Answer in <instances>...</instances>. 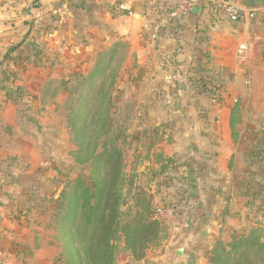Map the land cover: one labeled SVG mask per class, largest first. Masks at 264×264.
<instances>
[{"label":"rangeland","instance_id":"374dc122","mask_svg":"<svg viewBox=\"0 0 264 264\" xmlns=\"http://www.w3.org/2000/svg\"><path fill=\"white\" fill-rule=\"evenodd\" d=\"M242 21L245 19L242 18L235 24ZM202 28L206 26L203 25ZM206 29L203 30L201 38L211 43L215 40L212 35L215 36L216 31L210 32V28ZM196 48L191 49L186 54L187 59L184 60L193 66L191 68L193 71L196 70L194 67L197 65L190 63L194 62ZM208 52L212 53V51ZM109 53L110 50L98 49L89 65L84 67L78 65L67 77L58 75L57 78H53L55 81L52 84L48 85L47 81L44 82L40 87L39 98L33 96L23 102V98H20L23 96L22 93L11 94L13 99L10 100L16 106L23 102L30 108V111L25 113L29 116V120L26 117L24 121L30 123L25 134L27 133L31 144L28 158L15 159L9 175L24 172L18 173L22 178H19L21 182L13 196L18 205L17 211L23 220L19 228L23 230L21 245L24 246V250L19 254L13 253V264H78V253L81 250L80 253L84 256L85 251L83 248L80 249L77 243L72 244L71 230L73 229L74 234L77 230L75 227L71 229L70 224L64 219L76 196L77 180L91 184V179L95 175L93 159L96 154L108 148L110 150L116 148L122 153L123 170L128 179L134 177L138 185L143 184L150 189L149 193L154 196L152 201L154 217L160 221L159 241L145 249V255L141 260L134 259L133 252L124 242V236L116 239L115 264H163L160 257L166 252L164 242L175 233L177 226L179 229L183 228H181L182 223H185L188 217L191 218L196 210L195 207L198 206L196 204L183 209L180 202L184 200L189 204L188 206L192 199L199 198L200 202H204L201 198L204 199L207 189L213 192L220 187H226L224 195L228 205L224 200L220 202L221 195L216 199L215 194L212 192L210 194L212 199L215 197L218 205L217 208L213 206L215 216L219 220L228 217L226 228L215 230L210 239L202 232L194 238L192 242L195 243L187 246L188 252H191L187 257V263L213 264L211 257L217 242L229 244L235 236H247L246 244L250 245L248 252L242 254L241 250L237 251L227 246L226 252H221L225 264H264V83L258 86L261 96L257 98L249 94L252 92L249 91L251 87H248L251 83L249 81L243 83L244 91L237 102L238 140L233 139L238 157L233 158L232 173L226 180V177H216L212 173L218 166L220 146L218 148L217 140L220 137L224 138L220 129L221 107L233 104L237 99V96L232 97L230 94L232 85L228 83L227 86L222 87L220 80L215 81L214 85L207 83L205 87H201L195 79L192 83L193 89L199 93V96L185 99L183 104L186 108L184 119L192 121L197 126L188 128L185 125L183 132L174 128L168 131V138H159L155 146L150 129L148 127L144 129L138 123L146 121L147 126H150L155 121L153 115L148 114L146 118V114L138 113L136 110V108L141 110V106L146 104L143 103L146 102L144 98L139 97L133 89L118 92L119 61L126 53V46H122L112 59L108 58ZM100 54L106 56L105 62H109L110 66L105 71H99L95 80L88 83L82 77L90 73L97 64ZM84 59L88 61L90 58L85 55ZM232 74L234 75V73L226 74V78L229 79ZM0 77L4 79L3 85H0L1 89L8 87L15 91L20 88L16 81L15 70L8 67L2 70ZM114 77L116 83L111 85ZM8 81L12 82L8 84ZM44 84V88L47 85L48 88L43 95ZM92 86H94L92 94L94 91L97 93L93 98H97L99 105H102L103 94H106L104 88H111V100L107 96L103 104L106 106L111 104L112 107L109 108V118L105 128L101 130V126L95 124L98 130L91 127L89 134L85 133L81 138L78 135L79 126L82 125L83 119L90 115L82 103L91 97V92L87 89ZM102 86V94H99ZM21 115L15 118L17 125L14 131L0 124V135L6 132L21 136L23 121ZM98 115L101 120V113ZM177 119L171 113L167 117V120ZM82 131L86 132V129ZM182 137L185 138L186 144L183 147ZM108 142L109 146L106 145ZM150 145L153 146L149 148ZM147 152H153L151 157L154 161L157 160L155 154L160 152L173 159H177L176 156L181 157L177 162H173L168 174L155 177L151 176L149 170L154 164L150 165V161L144 160ZM189 164L193 166L192 170H195L193 174L188 171ZM158 166V163H155L154 167L158 168ZM206 173L207 178L204 177ZM190 182L194 184L197 194L192 199H185L184 196L189 194ZM124 185L122 201L125 203L121 204L120 209L121 212L128 213L134 203L131 199L133 192L129 191L127 182ZM83 187V184L80 185V192ZM158 208L166 210L173 208L175 215L172 217L160 215L157 212ZM208 214L211 215V212ZM202 244L205 246H201ZM193 252L197 257H192Z\"/></svg>","mask_w":264,"mask_h":264},{"label":"crops","instance_id":"0c3cea01","mask_svg":"<svg viewBox=\"0 0 264 264\" xmlns=\"http://www.w3.org/2000/svg\"><path fill=\"white\" fill-rule=\"evenodd\" d=\"M115 3L116 0H0V75L9 67L16 71V81L20 85L15 91L8 87L0 88V124L14 131L17 125L15 118L19 114L23 118L21 136L6 132L0 135V259L3 264H13V253L19 254L24 250L21 245L23 230L19 228L23 220L13 198L21 182L19 178H22L18 173L24 172L9 175L15 159L24 160L30 155L31 144L25 134L30 123L24 121L26 117L29 120L25 113L30 108L23 102L33 96L39 98L44 82L58 75L67 77L78 65H89L98 49L122 43L128 54L123 62L118 92L133 89L144 98L146 102L143 103L146 104L141 106V110H136L146 114V118L148 114L153 115L155 121L150 126L146 121L138 123L144 129H150L155 146L159 138H168V131L174 128L183 132L185 125L188 128L197 126L184 119L186 108L183 104L185 99L199 94L193 89V66L184 61L188 57L186 54L197 46L194 62L190 64L210 61L218 67V72L223 73L222 87L228 83L232 85V97L237 96L238 100L244 91L243 83L247 81L251 83L248 86L252 91L250 96H261L258 86L264 83V7L257 11L254 19L235 24L223 13L215 12L200 2L183 18L166 24L163 27L165 33L151 41L142 33V12L146 10L154 20L161 18L165 14L161 7L173 4L174 0H140L139 10L132 15L117 10ZM203 25L210 28V32L216 31L215 36L212 35L215 40L211 43L201 38L206 29L202 28ZM240 44L246 45L242 53L238 52ZM85 55L89 56L88 61L84 59ZM165 61L166 65L162 66ZM228 73L234 75H229L228 79ZM2 81L4 79L0 77V85H3ZM14 92L23 95L20 105L16 106L10 100ZM232 105L221 107L220 129L224 138L217 140L218 148L220 146L218 166L212 173L216 177H226V180L232 173L233 158L238 157L229 124ZM170 113L178 119L167 120ZM184 145L185 138L182 137L181 146ZM180 157L176 156L177 159ZM204 177L207 178V173ZM218 189L223 192L216 193V199L221 195L220 202L225 201L226 187ZM205 192L204 199L201 198L204 202H200L199 198L190 200V206L184 200L180 202L183 209L198 206L191 218L182 223L183 228L177 226L175 233L164 242L166 252L160 257L163 264H188L187 257L191 252H188L187 246L195 243L192 242L194 238L202 232L210 239L215 230L226 228L228 217L219 220L215 216L213 206L218 207L216 199L211 198L210 190ZM225 204L228 205V200ZM210 212L211 215L208 214ZM193 253L192 257H197Z\"/></svg>","mask_w":264,"mask_h":264},{"label":"trees","instance_id":"16d2710c","mask_svg":"<svg viewBox=\"0 0 264 264\" xmlns=\"http://www.w3.org/2000/svg\"><path fill=\"white\" fill-rule=\"evenodd\" d=\"M242 2L248 8L264 7V0H242ZM213 11L218 12L216 10ZM122 46L124 47L125 45L117 43L113 47L107 48V50H110L108 58L112 59L116 56L118 50ZM127 54L128 50L126 49V53L119 61L120 68L117 75L118 87L120 84L119 81L123 62ZM103 55L104 54L99 55L97 59L98 62L96 61L97 64H95L90 73L82 77L86 82L89 83L95 80V76L99 71H105L107 67L110 66L109 62H105L106 56ZM194 68H196V70L192 71V73L194 74L196 82L201 87H205L207 83L214 85L215 81L224 79L222 76L223 73L218 72V67L214 66L210 61H200ZM54 81V79H49L47 84H52ZM115 83L116 78L114 77L111 85H115ZM45 84L43 86V95L47 92L48 88V85L44 88ZM110 89L111 88H104L106 94H103V101L107 96L109 100H111ZM87 90L91 92V97L82 104L87 108V113H90V115H87L83 119L82 125L79 126L80 131H78V135L81 138H83L85 133L86 135L89 134V128L91 127L98 130L95 124L100 125L101 130H103L109 118V108L112 107L111 104L106 106L103 104V101L102 105L97 104V98H93L97 93L94 91L92 94L94 86ZM101 91H103V86L100 88L99 94H102ZM237 102H239V100H236L231 106L229 118L231 135L235 141L238 140L236 128L239 123ZM105 107L108 108L106 109ZM100 113L101 120L98 115ZM83 129H86V132H83ZM97 134H99V132H97ZM108 144L109 142L106 143V145ZM152 146L153 145H150L149 148ZM155 157L157 160H152L151 153L147 152L144 158V160L150 161V165L152 163L155 166V163H158V168L151 166L149 169L151 171V176L154 175L155 177L168 174L173 162L179 160L166 157L161 152L155 154ZM93 166V172L96 175H94L95 178L93 176L91 184H86V182L77 180L78 185L75 189L76 196L68 209L66 219H64L67 224H70L71 229L75 227V230H77L75 234L72 232L73 229L71 230L72 244L77 243L79 248H83L85 251L84 256H86V258L80 253L81 250L78 253V264H115V251L117 248L115 240L121 236H124V242L133 252L134 259L141 260L145 255V249L151 244H157L159 241L160 221L154 217L152 203L154 196L149 193L150 189L147 186L143 184L138 185L134 177L127 178L123 170L122 153L116 148L113 150L108 148L96 154L93 159ZM192 167L193 166L189 164L188 171L193 174L195 170H192ZM126 182L129 186V191L133 192L131 199L132 202H134L129 208L128 213L121 212L120 209L121 204L123 205L125 203V201H122V197L125 186L124 183ZM82 184L84 187L82 192H80V185ZM189 189V194L187 193L188 196H184L185 199H192L194 195L197 194L194 184H191ZM210 192H212V190ZM219 192L223 191L216 188L212 193L216 194ZM247 241V236H235L229 244L217 242L213 247V255L211 257L213 264H225V259L221 252H226L227 246L237 251L241 250L242 254L243 252H248L250 245L246 244Z\"/></svg>","mask_w":264,"mask_h":264},{"label":"built area","instance_id":"2783aa9c","mask_svg":"<svg viewBox=\"0 0 264 264\" xmlns=\"http://www.w3.org/2000/svg\"><path fill=\"white\" fill-rule=\"evenodd\" d=\"M204 3L212 10L223 13L230 22H238L242 18L254 19L257 11L261 8H248L242 0H174L173 4L163 5L161 10L164 11V16L161 18L152 19L147 15L146 10L142 12L144 20L142 23V33L146 35L151 41L157 40L165 33L163 27L172 20H178L190 13L198 3ZM140 7V0H116L115 8L119 11L136 14ZM246 50L245 44H240L238 52L242 53ZM166 65V61L161 64ZM158 214L172 217L175 215V209L158 208ZM0 264H3L0 259Z\"/></svg>","mask_w":264,"mask_h":264}]
</instances>
